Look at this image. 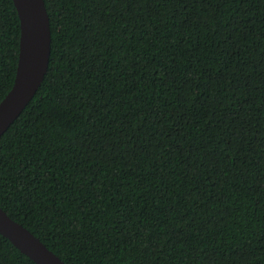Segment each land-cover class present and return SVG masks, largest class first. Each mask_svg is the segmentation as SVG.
Wrapping results in <instances>:
<instances>
[{"label": "trees", "instance_id": "obj_1", "mask_svg": "<svg viewBox=\"0 0 264 264\" xmlns=\"http://www.w3.org/2000/svg\"><path fill=\"white\" fill-rule=\"evenodd\" d=\"M44 2L0 208L65 264H264V0ZM19 38L0 0V102ZM0 264L34 263L0 235Z\"/></svg>", "mask_w": 264, "mask_h": 264}, {"label": "water", "instance_id": "obj_2", "mask_svg": "<svg viewBox=\"0 0 264 264\" xmlns=\"http://www.w3.org/2000/svg\"><path fill=\"white\" fill-rule=\"evenodd\" d=\"M12 1L19 19V51L13 86L0 102V138L38 91L48 70L51 51L50 22L44 0ZM0 235L34 264H65L2 208Z\"/></svg>", "mask_w": 264, "mask_h": 264}]
</instances>
